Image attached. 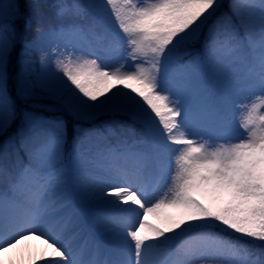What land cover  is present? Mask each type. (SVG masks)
Returning <instances> with one entry per match:
<instances>
[{"label": "snow or ice", "instance_id": "snow-or-ice-1", "mask_svg": "<svg viewBox=\"0 0 264 264\" xmlns=\"http://www.w3.org/2000/svg\"><path fill=\"white\" fill-rule=\"evenodd\" d=\"M222 6L25 0L7 21L0 9V264H264V0H229L214 19ZM29 102L77 121L71 142L63 115ZM137 124L142 148L122 134ZM82 224L104 238L87 258Z\"/></svg>", "mask_w": 264, "mask_h": 264}, {"label": "trees", "instance_id": "trees-1", "mask_svg": "<svg viewBox=\"0 0 264 264\" xmlns=\"http://www.w3.org/2000/svg\"><path fill=\"white\" fill-rule=\"evenodd\" d=\"M17 2H19L21 5L25 4V0H15L14 5ZM228 4H229V0H223L222 1V5L223 6L217 12L215 18L221 19L224 16V14H226V13L230 15ZM0 9H1V7H0ZM23 11L27 12V8L24 7ZM4 19H5V21L9 20L10 19V15L5 14ZM19 23L22 25V21L19 22ZM222 30H224V31H232L233 30V25L224 22V23H222ZM18 50L19 49H17V51ZM18 72H19V64L16 62V58L14 56L12 65H11V67L9 69V75H10L11 81L12 80L15 81ZM11 81H10V87L12 85ZM38 103L47 105V104H51L52 102L49 101V100H41ZM24 106L28 107L29 110H34V111H36L37 114H41L42 116H45V117H48V118H52V117H55V116L63 115V118L67 121L69 142H71L72 138L76 135V133L74 132L73 128H74V125L76 123H78V122L75 121L71 116L64 115V114L59 113V112H49L45 108H35V109H33L32 108V102H29L28 104H26ZM79 123H80V126L82 128H90V127L93 126L91 123H88V122L81 121ZM96 123L99 124V125H103L104 123L111 124L113 129L116 131L117 135L118 136L121 135L122 130H121L120 126L111 117H103V118H101V120L97 121ZM14 128H15V125H14ZM103 130H104L103 127H101V131H103ZM10 134H11V132L9 133V135ZM122 134H123V136L125 138H127L129 143H132V142L135 141V142H137V147H143L144 146L143 144L139 143L140 141H143L145 139V134H144V132H143V130H142L140 125L137 124V125H133L131 128H125L123 130ZM5 138L6 137H0V142H1L0 143V154H2L5 151V148H4V145H3V142H2ZM115 141H116V137H111V138H109L108 142L109 143H115ZM16 151H17V146L16 145H11V146L7 147V154H8L7 155V161H8V163H11L13 161ZM20 154H21V156H24V153L22 151H21ZM0 159H2V157H0Z\"/></svg>", "mask_w": 264, "mask_h": 264}, {"label": "rangeland", "instance_id": "rangeland-1", "mask_svg": "<svg viewBox=\"0 0 264 264\" xmlns=\"http://www.w3.org/2000/svg\"><path fill=\"white\" fill-rule=\"evenodd\" d=\"M222 1H223V0H221V2H222ZM14 3H15V0H0V7H1V9L3 10L4 14H7V15H10V14H11L12 6L14 5ZM122 59H123L122 54H116V55L111 59V61H110V65H111V66H117V65L122 61ZM131 63H132V62H129L128 67L131 66ZM37 66H38V57H37ZM10 81H11V79H10ZM11 84H12L11 87L14 89V86H15V84H16V79H15V81L12 80V81H11ZM13 94L15 95V93H13ZM38 115H41V114H38ZM234 118H235V117H234ZM10 135H11V134H10ZM5 139H6V138H5ZM5 139H4V140H5ZM4 140L2 141V142H3V145H4ZM0 143H1V142H0ZM9 146H11V145H9ZM9 146H8V147H9ZM166 185H167V181H165V184L162 185L161 192L158 193L157 196L154 197V198H158V196H159L160 194H162V192L166 189ZM85 198H86V197H85ZM110 199H112V198L110 197ZM88 207H89L90 209H94V210H100L101 208H103V210H105V211H114V210H115L112 206H109V207H112V208H111V210H108L107 207H103V206H101V205H98V204H96L95 202L89 203V204H88ZM125 207H127V206H125ZM82 226H85L88 230H92L93 233H94V235L100 237L101 241H102V239H103L102 243H101V241H97V240H95V239H94L93 241H90L89 237H87V234L83 232V229H81ZM101 230H102V229H101V227H100L99 224H97L96 227H91V226H89V225H87V224H82V225H81L80 230H79V236H78V238L76 239L75 243L78 242V241L81 242V239L83 240V242H84V246H83V247L81 246V247L83 248V251H84V254H85L86 257H88V255L90 254L91 246H92L94 243H95V244H100V245L103 247V244H104V238H102V237L99 235V232H100ZM81 243H82V242H81ZM77 247H78V246H77ZM81 247L79 246L78 249L81 248Z\"/></svg>", "mask_w": 264, "mask_h": 264}, {"label": "bare ground", "instance_id": "bare-ground-1", "mask_svg": "<svg viewBox=\"0 0 264 264\" xmlns=\"http://www.w3.org/2000/svg\"><path fill=\"white\" fill-rule=\"evenodd\" d=\"M110 199V198H109ZM111 208L112 207H107V209L108 210H111ZM88 235L90 236V237H92L93 238V235L90 233V232H88ZM26 243H30L34 248H36V247H40V248H42L43 247V245H41V243H40V241H37V240H32V241H30V242H26ZM76 245H79V246H82V245H80L79 243H75ZM82 244H83V246H84V242H82ZM82 246V247H83ZM14 255V254H13ZM85 258H87L86 256H85Z\"/></svg>", "mask_w": 264, "mask_h": 264}]
</instances>
